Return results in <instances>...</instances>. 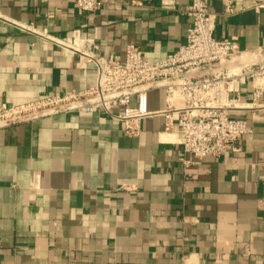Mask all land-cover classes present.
<instances>
[{
	"label": "crops",
	"instance_id": "obj_1",
	"mask_svg": "<svg viewBox=\"0 0 264 264\" xmlns=\"http://www.w3.org/2000/svg\"><path fill=\"white\" fill-rule=\"evenodd\" d=\"M162 1L102 0L87 14L74 0H0V105L95 81L93 64L20 25L90 38L103 55L122 57L133 44L152 61L175 51L190 25ZM175 1L180 9L189 2ZM229 2L235 10L225 14ZM256 2L264 0H209L215 37H234L243 51L264 45ZM240 88L250 102V85ZM165 96L149 90L146 109H164ZM231 115L252 131L237 151L199 161L164 129L162 114L142 118L137 137L104 111L0 127V264H264V94Z\"/></svg>",
	"mask_w": 264,
	"mask_h": 264
},
{
	"label": "built area",
	"instance_id": "obj_2",
	"mask_svg": "<svg viewBox=\"0 0 264 264\" xmlns=\"http://www.w3.org/2000/svg\"><path fill=\"white\" fill-rule=\"evenodd\" d=\"M208 2L189 0L180 9L175 0L162 1L164 8L188 16L190 25L185 41L175 51L152 61L133 44L125 46L122 57L103 55L90 38L73 36L64 40L31 25H18L93 64L95 81L85 89L51 92L22 104L0 105V127L58 113L104 111L122 121L124 135L137 137L142 118L162 114L164 129H175L183 153L197 161L237 151L235 141L250 133L252 127L245 118L232 116L231 111L257 104L264 94V45L243 51L236 38L215 37L216 12L209 9ZM253 5L259 9L264 2ZM74 6L79 12L95 14L102 0H74ZM234 10L229 2L223 13ZM247 83L250 102L246 103L241 100L240 86ZM157 88L165 90L166 107L149 111L147 92ZM132 97L137 100L135 107L130 106ZM118 105L124 107L122 114L113 113L112 108ZM181 160L184 164L192 162L185 156Z\"/></svg>",
	"mask_w": 264,
	"mask_h": 264
}]
</instances>
